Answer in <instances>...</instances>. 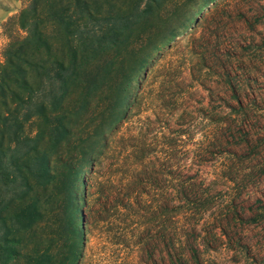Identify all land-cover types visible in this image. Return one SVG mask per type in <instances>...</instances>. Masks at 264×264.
I'll use <instances>...</instances> for the list:
<instances>
[{
  "label": "trees",
  "instance_id": "trees-1",
  "mask_svg": "<svg viewBox=\"0 0 264 264\" xmlns=\"http://www.w3.org/2000/svg\"><path fill=\"white\" fill-rule=\"evenodd\" d=\"M20 1V9L0 32L5 39L0 44V264H83L85 218L83 211L75 213L74 203L98 205L105 214L97 223L110 216L112 207L114 217L124 213L134 218L131 234L115 231L114 245L139 251L150 250L154 241L152 233L142 230L146 205L162 203L149 215L154 222L160 216L155 228L160 226L166 264H203L199 246L215 249L210 237L218 239L221 233L211 227L204 229L207 236L201 235L193 204L215 203L223 192L212 190L211 182L192 167L208 160L203 149L195 162L186 161L185 125L194 120V110L184 116L165 112L164 106L175 107L180 100L175 89L169 91L178 85L168 76L171 66L162 67L164 78L153 91V116L139 110L155 72L152 61L127 110L120 108L126 85L149 48L194 0ZM206 49L193 53L205 59ZM261 65L259 75L264 76V61ZM251 66L228 63L216 73L224 97L216 94L219 101L210 118L214 130L209 152L214 155L235 154L225 146L228 139L245 144L253 154L264 151V133L245 129L253 126L249 112L259 118L256 112L264 110V81L249 73L255 68ZM237 68L248 73L239 74ZM195 81L192 77L187 86L193 88ZM222 107L236 116L233 122L226 120ZM170 121L177 126L182 155L174 162V137L165 133L158 142L154 133L149 135L161 123L170 131ZM152 152L164 153V160L159 155L154 160ZM155 161L162 162L160 169ZM213 227L225 234L222 225Z\"/></svg>",
  "mask_w": 264,
  "mask_h": 264
},
{
  "label": "rangeland",
  "instance_id": "rangeland-1",
  "mask_svg": "<svg viewBox=\"0 0 264 264\" xmlns=\"http://www.w3.org/2000/svg\"><path fill=\"white\" fill-rule=\"evenodd\" d=\"M20 7V0H0V32L1 25ZM173 33L175 36L172 40ZM4 41V38L0 39V44ZM207 42H209L208 45H206ZM205 49V59L193 53L194 50L199 52ZM145 59V62L133 72L131 80L126 85L121 99V111L127 110L130 97L135 92L146 66L156 62L155 72L151 73L144 88L145 104L139 108V110L142 109L141 115L153 116L152 94L159 81L164 78L162 75L165 73L162 67L169 64L171 66L169 78L178 80V85L169 91L175 89L180 100L175 107L164 106L165 112L174 111L176 115L184 116L188 115L189 110H194L192 115L194 120L191 124L185 125L188 133L185 135V140L189 149L186 161L195 162V156L203 149L201 153L208 160L196 161L192 167L197 169L206 181L211 182L212 190L223 192V197L217 198L215 203L193 204L192 216L196 220L197 230L201 235L207 236L204 229H211V227L213 233H221L218 239L214 240L215 237L212 235L210 237L211 245L215 249L199 246L201 261L203 264H264L263 148L260 152L253 154L245 144L240 146L237 140L228 139L229 142L225 141V146L233 148L235 154L214 155L209 152L212 149L214 130L210 118L213 117L215 104L219 101L216 100L218 99L216 94L220 93L219 95L224 97L219 85L221 78L216 75L217 72L223 71L221 65L234 63L255 66L249 73L257 76L260 81H264V76L259 75L264 61V0H194V6L182 8L178 17L163 29L161 37L149 48ZM236 71L239 74L248 73L244 68H237ZM192 77L197 81L193 82V88H189L187 84ZM247 91L248 96L251 97L252 91ZM210 94L215 96L213 102L209 99ZM170 96H166V99ZM222 111L229 123L236 119L228 108L222 107ZM256 114L259 118L254 116L253 111L249 112L247 119L253 126H247L245 129L251 133L253 131L264 133V110ZM161 125L164 124L154 125L153 129L149 130V135L152 136L154 133L158 142H161L163 134L170 133L169 136L174 137L172 159L173 162L178 161L182 155L179 153L180 147L175 132L177 126L170 121V131H168L166 127L161 128ZM161 129L162 133L159 132ZM254 137L255 135L252 139ZM157 155L164 160L165 154L161 152H152L151 157L154 158ZM161 161H155V168L162 167L163 161ZM173 170H177V167ZM161 174L159 172V179ZM86 176L90 181L91 174L88 173ZM91 191L92 188L89 186L87 189L89 201ZM231 200L235 202L231 203ZM161 204L146 205L148 211L143 213L145 218H142V230L145 233L147 231L152 233L154 241L150 250L139 251L126 250L119 245H114L115 231L117 233L121 231V235L131 234L134 218H129L124 213L114 217V207H112L108 212L110 216L105 215L106 220L97 223L96 219L105 214L98 209V205L74 203L75 213L78 215L83 211L85 218L87 257L83 264H166V254L162 249L161 237L158 236L160 226L155 228V225L160 222V216L158 214L154 222L152 215H149L151 209ZM216 223L223 226L225 234L213 227ZM116 241L120 242V239Z\"/></svg>",
  "mask_w": 264,
  "mask_h": 264
},
{
  "label": "bare ground",
  "instance_id": "bare-ground-1",
  "mask_svg": "<svg viewBox=\"0 0 264 264\" xmlns=\"http://www.w3.org/2000/svg\"><path fill=\"white\" fill-rule=\"evenodd\" d=\"M138 76V75H137Z\"/></svg>",
  "mask_w": 264,
  "mask_h": 264
}]
</instances>
